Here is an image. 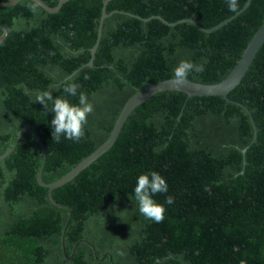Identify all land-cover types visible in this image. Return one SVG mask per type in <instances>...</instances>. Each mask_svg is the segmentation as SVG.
I'll use <instances>...</instances> for the list:
<instances>
[{
	"label": "trees",
	"instance_id": "16d2710c",
	"mask_svg": "<svg viewBox=\"0 0 264 264\" xmlns=\"http://www.w3.org/2000/svg\"><path fill=\"white\" fill-rule=\"evenodd\" d=\"M248 1L112 0L92 67L106 0L0 8V264H264V45L232 103L164 91L137 106L52 191L62 207L38 182L101 147L144 87L226 79L264 24V0L227 22Z\"/></svg>",
	"mask_w": 264,
	"mask_h": 264
},
{
	"label": "water",
	"instance_id": "95a60500",
	"mask_svg": "<svg viewBox=\"0 0 264 264\" xmlns=\"http://www.w3.org/2000/svg\"><path fill=\"white\" fill-rule=\"evenodd\" d=\"M20 0H9L6 3H0V8L3 7H9V6H13L16 3H18ZM35 3H37L39 6H41L45 11L51 13V14H55L58 13L60 11V9L62 8V6L71 1V0H60V2L58 3L57 7H50L48 5H46L42 0H31ZM112 1V0H106L105 5H104V9H103V14L100 20V24H99V34H98V39L96 44L94 45V47L92 48V59L90 61V63L88 64L89 66H93V61L97 52V49L99 47V44L101 42V37H102V30H103V26H104V21L106 18H108V14L106 13V8L108 6V3ZM251 0L248 1L247 5L245 6V8L237 13L236 15H234L233 17H231L229 20H227V22L235 19L239 14H241L243 11L246 10V8L250 5ZM158 19H160L161 21L167 23L170 26H175L176 24L174 23H169L167 22L164 18H162L161 16L156 17ZM189 22L193 23L198 29H200L201 31L207 32V33H212L213 31H215L216 29L219 28L216 27L215 29H205L203 27H201L194 19H189ZM227 22H225L224 24H226ZM0 29L3 30V35L0 36V42H3L6 38H7V31L6 29L0 25ZM264 45V24L260 27V29L257 31V33L255 34V36L253 37V39L251 40V42L249 43L248 47L246 48L245 52L243 53L241 59L238 61L237 65L235 66V68L233 69V71L230 73V75L224 79L222 82L217 83V84H201V83H197L194 81H190V80H186L183 78H173L170 80H167L165 82H161V83H157V84H153L150 86H146L143 89L140 90V92H138L137 94H135L129 101L128 103L125 105L109 139L107 142H105L100 148H98L93 154H91L88 158H86L84 161H82L80 164H78L73 170H71L68 174H66L65 176H63L62 178H60L59 180L47 184L44 182L43 178H42V172H39L38 175V182L41 186H45L49 189V197L51 199V201L57 205V206H61L58 203L55 202V200L52 197V191L58 187L63 186L64 184L72 181L74 178H76L82 171H84L86 168H88L94 161H96L99 157H101L105 152H107L116 142L129 114L140 104H142L145 100H147L148 98L154 96L155 94H158L160 92L163 91H180V92H184L186 94H188L189 96H195V97H210V96H222L227 102L232 103V101L229 99L228 95L229 93L234 90L237 86H239L243 80V78L246 76L247 72L249 71L250 67L252 66L259 50L261 49V47ZM238 105H241L242 107L245 108V106L241 103H238ZM252 123L254 126V130H255V135H254V141L253 143H255L257 141V137H258V128L254 122V119L252 118ZM28 131V129H24L19 137L24 133ZM39 143L41 146V150H42V154L43 157L45 159L46 157V152H45V148L43 143L41 142V140L39 139ZM12 150H10L9 152H7L6 155H9L11 153ZM247 149L244 150V152H246ZM4 155V156H6ZM3 156V157H4ZM2 157V158H3ZM62 207V206H61ZM64 208H67L65 206H63ZM69 209V208H68ZM71 220V212H70V218L69 221ZM66 256V254H65ZM67 257V256H66ZM72 257H69V259H71Z\"/></svg>",
	"mask_w": 264,
	"mask_h": 264
},
{
	"label": "bare ground",
	"instance_id": "6f19581e",
	"mask_svg": "<svg viewBox=\"0 0 264 264\" xmlns=\"http://www.w3.org/2000/svg\"><path fill=\"white\" fill-rule=\"evenodd\" d=\"M102 31H103V30H102ZM169 80H170V79H169ZM186 80H187V79H186ZM165 81H167V80H165ZM165 81H161V82H165ZM161 82H158V83H161ZM155 84H157V83H155ZM173 91H175V90H173ZM163 92H164V91H163ZM190 97H193V96H190ZM148 99H149V98H148ZM145 101H146V100H145ZM127 103H128V102H127ZM127 103H126V104H127ZM122 111H123V110H122ZM129 115H130V114H129ZM128 117H129V116H128ZM127 119H128V118H127ZM107 141H108V140H107ZM107 141H106V142H107ZM99 148H100V147H99ZM64 250H65V249H64Z\"/></svg>",
	"mask_w": 264,
	"mask_h": 264
}]
</instances>
